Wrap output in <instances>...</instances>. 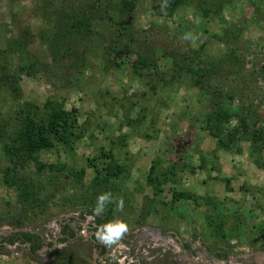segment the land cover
<instances>
[{
	"label": "trees",
	"instance_id": "1",
	"mask_svg": "<svg viewBox=\"0 0 264 264\" xmlns=\"http://www.w3.org/2000/svg\"><path fill=\"white\" fill-rule=\"evenodd\" d=\"M35 1L34 10L29 13L42 21V27L34 29L23 22L24 19L19 14H12L9 23L0 21V100L6 97L20 99L22 77L42 79L44 69L56 83L61 80L62 90L82 91L76 73L84 76L89 55L94 50H99V63L107 76H115L122 69L129 70L137 75L140 85L147 87L151 94H156L158 89L165 93L172 87H177L183 76L187 77L188 88L203 92L208 97L210 107L200 130L215 142V153L241 155L243 149L240 145L247 144L250 162L255 169L264 172V127L261 125L264 116L260 114V105L264 102L258 88L250 85L253 76H257L256 82L259 78H264V70L253 69L254 67L245 69L244 44L241 45L240 37L248 19L243 18L238 25L223 18L226 9L235 10L236 2L245 1L254 8L250 22L252 20L251 23H259L264 19V7L261 9L259 3L264 0H160L168 16L178 8L193 7L201 20H206L207 23L216 20L221 22L223 26L220 25L217 34L211 35L206 43H202L201 36L194 35L191 31H186L184 36L172 37L165 34V31L155 34L149 29L139 28L135 24L134 14L141 0ZM205 28L204 34L207 33ZM104 41L107 44H103ZM211 43H217L223 49L211 51ZM262 43L263 37H260L259 42L245 43V48L253 57L258 58ZM38 46L44 48L47 65L34 52V48ZM13 56H18L17 62L13 61ZM257 60L250 66L259 65ZM247 65L249 66L248 62ZM72 77L73 80L70 81ZM228 78L236 79L233 86L213 84ZM57 94L54 92L46 98L41 107L24 102L5 113L0 109V180L4 188L15 196L14 202L5 203L3 213L7 214L11 225L16 228L32 224L34 218L43 215L42 210H47L43 204V194L50 184L42 182L43 176L51 179L55 185V189L50 190L51 193L58 190L71 191L75 189V185H79L81 195H74L79 203L70 202V206L76 207L77 204L92 214L100 196L110 194V199L116 196V182L126 172L115 161L111 150L104 152L102 157L106 163L103 167L97 166L95 162L90 163L93 178L89 187L84 188L81 182L85 177V170L75 171L65 164H46L41 161L42 153L61 151L68 155L82 139L83 127L76 111L66 109L65 98ZM234 100H238L240 105L231 107L229 104ZM145 113L146 110L142 109L138 113L141 117L129 120L128 124L140 126L146 117ZM187 132L185 140L189 142L193 129ZM119 138V146L125 147L127 136ZM234 144L237 145L235 148ZM182 151L178 154V162L162 167L156 161L149 168L145 183L151 189L152 197L143 198V208L146 211H142L138 226L145 224L153 204H161L164 208L168 206L160 197L167 182L174 184L178 173L188 169V172L194 171L184 163ZM203 168L204 164L198 166L199 170ZM224 181L226 190L232 192L229 180ZM250 190L246 185L240 188L245 193ZM254 190L259 196L263 191L260 188ZM171 198V205L187 203L189 208L204 207L203 226L214 240L229 242L233 238L240 239L247 231L249 233L246 229L247 220L239 217L241 208L235 209L233 214H224L220 209L221 205L218 206L217 201L211 197L205 195L198 198L187 191H173ZM115 202L108 200L104 203L100 213L102 216L96 217V230L109 224L114 213L122 207L120 202ZM259 211L261 213L262 209ZM178 216L185 220L186 215ZM229 219L234 223L230 224ZM262 225L264 228V223ZM261 230L258 229L257 232L260 234ZM161 234L165 235L167 232L163 231ZM2 241L10 245H28L29 259L35 264H45L35 256L43 247L35 234L18 231ZM253 244L251 241L248 243L249 246ZM183 248L189 249L187 245H183ZM61 256L62 260L57 264H84L83 261L76 262L70 254L63 253ZM215 256L227 259L228 251L218 252Z\"/></svg>",
	"mask_w": 264,
	"mask_h": 264
},
{
	"label": "rangeland",
	"instance_id": "2",
	"mask_svg": "<svg viewBox=\"0 0 264 264\" xmlns=\"http://www.w3.org/2000/svg\"><path fill=\"white\" fill-rule=\"evenodd\" d=\"M235 5V10L229 8L223 12V18L225 21L238 25L242 23L243 18L248 19L240 41L241 45L244 44L245 69L253 67L256 69V66L250 65L258 58L251 55L252 53L245 48V43L260 41L264 33L262 27L264 19L259 23H251L252 20L250 22L249 19H252L254 15V8L245 1L236 2ZM35 6V0H0V21L9 23L12 14H19L20 18L24 19L23 22L34 29L40 28L42 21L33 16V13H29ZM259 7L263 9L264 2H260ZM197 13L193 7H181L168 16L160 0L155 2L141 0L137 4L134 19L139 28L149 29L155 34L165 31V34L169 36L179 37L184 36L186 31H191L192 34L201 36L202 43H206L211 35L217 34L221 28L220 25L223 26V24L218 20L207 23L206 20H201ZM204 28L207 29L206 34L203 33ZM15 34L14 29L13 35ZM103 44L107 42L104 41ZM209 47L211 51L223 49L217 43H211ZM34 52L45 65L48 64L47 60H44L46 54L43 47L34 48ZM99 54V50H94L89 55L90 63L88 62L89 66L86 64L84 76L79 72L76 73L79 87L83 88L82 91H67L65 88L62 90L61 80L56 83L44 69L42 79L22 77L20 99L13 100L6 97L0 100V109L5 113L14 110L24 102L41 107L43 101L54 92H57L59 97L65 98V108L76 111L79 123L83 127L82 139L73 146V150L68 155L61 151H53L42 153L40 159L46 164H65L75 171L85 170V177L81 182L84 188L89 187L93 178L90 163L95 162L99 167H103L106 163L102 157L104 152L111 150L115 161L125 168L123 178L116 182L118 184L116 196L113 199L109 198V201L113 203L114 201L122 202V207L114 213L109 224L124 223L127 231L115 243H105L100 239L109 248V259L112 257V261L101 258L98 264L103 262L106 264H264L262 225L264 223V172L255 169L250 162L248 145H240L243 149L241 155L215 153V142L200 130L204 126L203 119L210 107L208 97L203 92L188 88L187 77L183 76L177 87H172L165 93L158 89L156 94H151L147 87L140 85L137 75L129 70L122 69L115 76H107L99 63ZM12 59L17 62L18 56H13ZM256 78L257 76L252 77L250 82L252 88H257ZM69 80L72 81L73 77ZM220 81H217L220 84L217 82L213 84L233 86L236 79L228 78L226 81ZM229 105L237 107L240 102L234 100ZM142 109L146 110L143 123L140 126L128 124L129 120L141 117L138 113ZM260 112L263 117L264 103L260 105ZM261 125L264 127V118ZM191 129H193V136L188 142L185 137H187V131ZM125 135L127 136L125 147H121L118 140ZM236 146L234 144L233 148ZM181 151L184 163L194 171L191 173L188 169L178 173L174 184L167 182L162 188L160 197L169 207L164 208L161 204H153L145 224L138 226L142 211H146L143 208V198L152 197V191L145 183L149 168L156 161H159L162 167L178 162V154H181ZM262 156L264 158V153ZM201 164H204L203 170L198 169ZM224 180H229V188L232 192L226 190ZM42 182L46 185L50 184L46 186L43 194V204L47 210H42L43 215H39L37 219L34 218L32 224L16 228L11 225L7 214L3 213L5 203L14 202L15 196L13 192L4 188L0 180V216L2 217L0 239L16 231L38 232L47 234L46 238H48L50 234L56 233L57 220L65 216L82 214V217L84 216L87 220L92 219L91 216H102L97 215L95 211L89 214L88 209H83L77 204L76 207L70 206V202L79 203L74 196L81 193L79 185H75V189L71 191L58 190L56 193H51L50 190L55 189L53 181L43 176ZM243 185L251 190L247 193L240 191ZM255 188L263 190L260 196L254 190ZM173 191H187L198 198L207 195L217 201L218 206L221 205L220 209L224 214H233L235 209L241 208L239 217L247 220L246 229L249 233L247 231L240 239L233 238L229 242L214 240L203 226L202 217L205 208H189L187 203L171 205ZM259 209H262L261 213ZM178 214L186 215L185 220L179 219ZM229 222L234 223L232 219H229ZM252 227H254L253 230H250ZM258 229H262L261 235L257 232ZM163 231L176 235L179 241L187 244L189 250L182 249L169 235H162ZM250 241L254 243L252 246L248 245ZM61 249L62 253H51L48 259L41 250L36 256L42 263L49 261L48 263L51 264V259H56L57 254L67 253L72 255L76 262L85 260L86 264H89L90 249L85 248L81 240L76 239L63 244ZM27 250L21 245L0 249V264H35L29 259ZM227 251V259H219L215 256L218 252Z\"/></svg>",
	"mask_w": 264,
	"mask_h": 264
},
{
	"label": "flooded vegetation",
	"instance_id": "3",
	"mask_svg": "<svg viewBox=\"0 0 264 264\" xmlns=\"http://www.w3.org/2000/svg\"><path fill=\"white\" fill-rule=\"evenodd\" d=\"M91 217H92L91 222L88 221L87 219H84V216L82 217V214H73L71 216H65L61 219H58L56 223L57 225V228L55 230L56 233L50 234V237L48 238H46L47 234H42L38 232H30V233L35 234L40 239V242L42 243V246H43L40 250L44 252L43 254H45L47 259L48 257H50L51 253H55V252L62 253L61 248L63 244L70 243L73 240L79 239L81 240L85 248L88 247V249H90L89 250L90 254L88 257L89 264H98V261L101 258H105L106 261H112V257L111 259H109V248L106 245H104L102 241H100L99 236H98V233H100L102 229L96 230V225H95L96 217H93V216ZM64 230H65V234H63ZM16 232H12V233H16ZM12 233H9L4 238L0 239V249L5 248L6 246L10 245L8 242L6 241L4 242L2 240L7 238ZM165 235H169L171 238L176 240L175 239L176 235L172 233L168 232ZM177 242L182 249H184L183 245H187L181 241H177ZM15 245H19V244L14 243L13 245H10V246H15ZM23 247L29 249L28 245L27 246L25 245ZM184 250H189V249H184ZM84 251L86 250L84 249ZM38 254L39 252L36 253V255ZM61 260H62V256L60 254H57L56 259H51L50 263L57 264ZM48 262L49 261L45 262V264H49ZM84 264H86V262ZM103 264H106V262H103ZM117 264H120V263H117Z\"/></svg>",
	"mask_w": 264,
	"mask_h": 264
},
{
	"label": "clouds",
	"instance_id": "4",
	"mask_svg": "<svg viewBox=\"0 0 264 264\" xmlns=\"http://www.w3.org/2000/svg\"><path fill=\"white\" fill-rule=\"evenodd\" d=\"M109 197L110 194H105L98 198L97 207L95 209L97 215H99L103 211L104 203L109 200ZM89 220H91V218ZM126 231H127V226L124 223H116V224L110 223L102 228L101 232L98 233V236L99 239H101L103 242L111 244V243H115L116 240L120 239L122 234L125 233Z\"/></svg>",
	"mask_w": 264,
	"mask_h": 264
},
{
	"label": "built area",
	"instance_id": "5",
	"mask_svg": "<svg viewBox=\"0 0 264 264\" xmlns=\"http://www.w3.org/2000/svg\"><path fill=\"white\" fill-rule=\"evenodd\" d=\"M262 27L264 29V21L262 23ZM261 54L258 57V62L259 65L256 66V69H263L264 70V33H263V43H262V48H261ZM257 88L261 94V96L263 97V102H264V78H259L257 80Z\"/></svg>",
	"mask_w": 264,
	"mask_h": 264
},
{
	"label": "water",
	"instance_id": "6",
	"mask_svg": "<svg viewBox=\"0 0 264 264\" xmlns=\"http://www.w3.org/2000/svg\"><path fill=\"white\" fill-rule=\"evenodd\" d=\"M160 236V234H158ZM172 239V238H171ZM176 241H179V239L177 237H175Z\"/></svg>",
	"mask_w": 264,
	"mask_h": 264
},
{
	"label": "crops",
	"instance_id": "7",
	"mask_svg": "<svg viewBox=\"0 0 264 264\" xmlns=\"http://www.w3.org/2000/svg\"><path fill=\"white\" fill-rule=\"evenodd\" d=\"M88 221H89V218H88Z\"/></svg>",
	"mask_w": 264,
	"mask_h": 264
}]
</instances>
